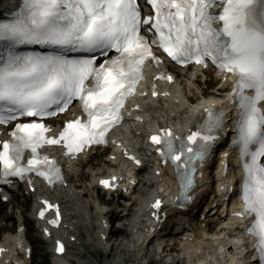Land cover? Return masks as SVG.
<instances>
[{
  "label": "snow or ice",
  "instance_id": "1",
  "mask_svg": "<svg viewBox=\"0 0 264 264\" xmlns=\"http://www.w3.org/2000/svg\"><path fill=\"white\" fill-rule=\"evenodd\" d=\"M146 3L154 16H142L138 0H20L12 18L0 21V125L30 119L16 123L11 142H3L0 181L11 183L9 177L35 172L49 184L62 182L56 160L42 156L39 148L62 144L71 155L85 145L107 143L109 130L124 118L126 98L143 78L145 61L159 63L152 45L179 64L207 67L210 61L235 77L231 98L238 111L232 146L244 173V211L236 215L249 219L246 230L255 238L256 264H264V0ZM148 32H153L151 38ZM74 101L83 118L69 120L58 135H49L46 118L66 112ZM224 132V113L210 104L195 131L176 136L162 129V135L152 136L164 161L175 165L185 199L191 198L196 161L208 157ZM26 150L31 157L25 163ZM101 183L107 187L110 182ZM160 203L156 200L153 207Z\"/></svg>",
  "mask_w": 264,
  "mask_h": 264
},
{
  "label": "bare ground",
  "instance_id": "2",
  "mask_svg": "<svg viewBox=\"0 0 264 264\" xmlns=\"http://www.w3.org/2000/svg\"><path fill=\"white\" fill-rule=\"evenodd\" d=\"M189 75H190V73H184L183 71H181V72H179V73H177V76H178V79L179 80H181L180 82V88H181V92L184 90H188L189 91V89L187 88V84L189 83L190 84V86H191V84H194L195 82H193V81H190V78H189ZM189 86V87H190ZM197 89V88H196ZM205 92V91H204ZM204 92L202 91V92H200L199 91V95H197V100H195V98L194 97H192V96H189V95H187V98L185 99L186 100V102H191V104H193V103H195V102H197L199 99H203L202 98V96L204 95ZM189 93V92H188ZM186 94H187V92H184V96L186 97ZM209 95H213V94H216V93H212V94H210V93H208ZM213 96H216V95H213ZM180 97H181V95H180ZM184 97V98H185ZM167 100V102L170 100V99H166ZM180 100V99H179ZM189 103H188V105H189ZM152 107H154L153 105H152ZM166 107H168L169 109H170V112L171 111H174L175 113H176V115L179 117V115H182V120H183V122L185 123V121H186V123H189V121H191V120H194V114L196 113L195 112V109H194V107H190L189 109H188V113L186 112V110L182 113V114H180L179 113V109H178V107H177V105H175V103H170V104H168V105H166ZM151 109V108H150ZM160 111L159 110H157V109H153V110H149L147 113L148 114H151V115H147V117H155L156 116V114H158ZM157 118L158 117H161V118H163L164 116H162V115H160V116H156ZM76 170V168H74V171ZM140 199H142V196H140L139 198H137V201L138 200H140ZM200 236H202V234H200ZM211 236H213L214 238H216L217 236H219V234L216 232L215 234H213V235H211ZM200 242H198V244H199ZM132 244H134V247H141V246H143V244H142V242H140L139 241V239L138 238H136V239H134V241L132 242ZM187 248H189V246H187ZM188 251H190V250H188ZM203 263V261L202 262H200V264H202Z\"/></svg>",
  "mask_w": 264,
  "mask_h": 264
},
{
  "label": "rangeland",
  "instance_id": "3",
  "mask_svg": "<svg viewBox=\"0 0 264 264\" xmlns=\"http://www.w3.org/2000/svg\"><path fill=\"white\" fill-rule=\"evenodd\" d=\"M208 78V79H207ZM206 79L208 80V83L209 85L206 87V84L203 83V80L200 79L197 84H198V91H205V95L208 93H212V91L214 90V85H215V81L210 79L209 80V77L206 76ZM194 92L192 93V95L195 97V99L197 98V95H199V92ZM95 159H98V158H94L92 159L91 161L95 160ZM83 175H86L83 174ZM143 179H145V175H143ZM139 190L141 191H145L147 190L146 186L143 187H139ZM3 222L0 221V224H2ZM137 254V251H132L130 253H123V254H115V260H114V263L113 264H131V262L134 260L135 256Z\"/></svg>",
  "mask_w": 264,
  "mask_h": 264
}]
</instances>
